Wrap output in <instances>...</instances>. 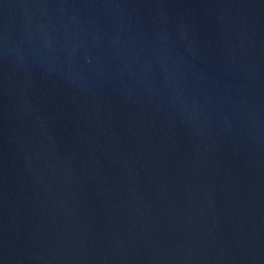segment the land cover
I'll use <instances>...</instances> for the list:
<instances>
[{
  "label": "water",
  "instance_id": "obj_1",
  "mask_svg": "<svg viewBox=\"0 0 264 264\" xmlns=\"http://www.w3.org/2000/svg\"><path fill=\"white\" fill-rule=\"evenodd\" d=\"M0 264H264V0H0Z\"/></svg>",
  "mask_w": 264,
  "mask_h": 264
}]
</instances>
